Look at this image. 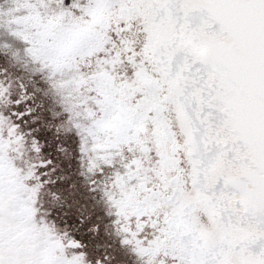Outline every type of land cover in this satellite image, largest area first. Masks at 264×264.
Listing matches in <instances>:
<instances>
[{"label": "snow or ice", "instance_id": "snow-or-ice-1", "mask_svg": "<svg viewBox=\"0 0 264 264\" xmlns=\"http://www.w3.org/2000/svg\"><path fill=\"white\" fill-rule=\"evenodd\" d=\"M0 264H264V0H0Z\"/></svg>", "mask_w": 264, "mask_h": 264}]
</instances>
